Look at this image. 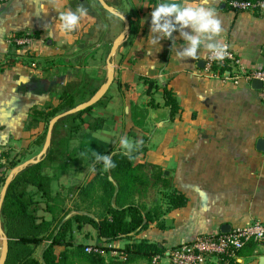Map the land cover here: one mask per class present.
I'll return each instance as SVG.
<instances>
[{
    "label": "crops",
    "instance_id": "crops-1",
    "mask_svg": "<svg viewBox=\"0 0 264 264\" xmlns=\"http://www.w3.org/2000/svg\"><path fill=\"white\" fill-rule=\"evenodd\" d=\"M105 2L129 22V32L119 41L113 57V81L101 102L82 115L83 123L70 139H66L65 124L54 136L53 126V163L43 167L51 179L52 194L67 193L65 205L71 211L67 216L76 213L75 205L89 206L77 196L79 186L94 176L83 154L93 155V150L102 154L108 148H117L120 137L126 135L133 141L146 139V151L137 161L159 166L171 187L186 197L184 206L165 212L158 223H150L134 239L158 243L166 252L197 235L223 233L234 226L264 221V151L256 147L257 140L264 138V103L259 89L251 82L233 84L207 75L206 50L200 52L204 59L188 58L181 63L175 58V46L171 49V40L162 39L160 50L153 48L148 56L150 6L158 0ZM216 3L223 27L221 42L228 43L244 69L264 68V15L234 12L227 0ZM78 6H82L80 0H9L0 4V57L10 61L16 58L0 68V147L26 160L41 150L38 140L44 128L43 123L28 127L29 109L55 106L61 90L72 92L88 83L83 90L86 100L108 76V22L99 23L101 30L96 33L94 13L88 12L75 30L65 32L61 28L58 12L75 11ZM110 15L120 22V33L121 17ZM18 33L30 36L31 42L18 48L11 45L8 37ZM180 43L178 40V47ZM139 77L162 79L168 84L180 106L174 119H169L161 90L154 95L158 107L148 108L143 116L135 114L145 110L148 100L146 85ZM124 83L135 84L134 90H126ZM97 117L104 123L93 131L88 122ZM63 162L67 166L59 165ZM146 203L152 205L151 200ZM38 213L50 218L42 209ZM71 242L72 246L100 243L108 248L102 252L108 260L123 258L120 253L127 240L101 242L92 226L85 224L78 229L73 224ZM63 248L54 247L56 252ZM145 263L139 260L134 264ZM159 264H169L166 255ZM210 264H264V244L249 245L228 262L213 260Z\"/></svg>",
    "mask_w": 264,
    "mask_h": 264
},
{
    "label": "trees",
    "instance_id": "trees-1",
    "mask_svg": "<svg viewBox=\"0 0 264 264\" xmlns=\"http://www.w3.org/2000/svg\"><path fill=\"white\" fill-rule=\"evenodd\" d=\"M86 1L88 2V0ZM100 8L102 9L101 6ZM92 10L96 14V10L93 8ZM253 13L261 16L257 11H253ZM16 35L19 36L21 33ZM109 47L110 44L106 46L107 50ZM15 60V57L11 61L7 57H0V68ZM213 69L224 72L228 70V67L216 68L214 66ZM138 79L146 85L144 93L148 96V100L144 111H136L134 109L137 107L133 108V111H136L135 114L143 116L148 108L158 107L159 103L154 95L159 90H161L163 105L168 108L169 119L172 120L179 114V103L167 83L162 85L157 79L148 77H139ZM85 84L77 86L72 92L61 90L58 93L55 106L29 109L27 113L28 127L35 128L41 123L44 124L38 144L45 140L48 123L54 116L73 108L77 104V100L84 101L86 97L83 94ZM123 87L126 90H134L135 84L124 83ZM93 94L94 90L90 92V95ZM79 95L82 97L78 98ZM100 102L101 99L95 104ZM94 105L59 119L55 123L53 136L65 124L67 129L65 136L67 140L70 139L73 134L78 132L80 124L83 123L82 115L90 112ZM103 123V118H93L88 122V128L96 131L102 128ZM145 140L143 139V143L130 154L131 159L122 154L120 146L104 151L102 154L115 153L112 159L116 162V167L107 171L103 170L101 163L95 161L93 155H89L87 165L91 166L94 176L90 181L79 186L77 192L78 198L88 201L89 206L82 208L75 205L76 213L68 218L65 217L71 211L65 205L67 193L63 195L58 191L56 194H52L51 179L43 172V167L48 166L46 162H53L52 153L55 143L51 140L45 156L37 163L19 170L12 176L6 188L0 210V237L5 235L8 241L7 257L4 264H134L139 260H144L145 264H149L153 255H163L165 250L161 245L146 239H134V235L150 223H158L165 212L184 206L186 197L176 188L171 187L159 166L137 161L139 155L146 151ZM20 157L11 149L2 152L0 185H3L6 180V171L21 162ZM69 159L72 157L70 156ZM59 165L64 167L67 166V163L63 162ZM151 188H155L159 196L158 199L152 201V205L147 206L143 199ZM91 208L96 211L91 213ZM40 209L47 212L50 218L47 219L40 215L38 213ZM73 224L78 229L85 224L92 226L95 229L96 237L101 242L110 243L125 238L127 243L122 249L123 258L107 260L99 252L85 250L87 246L108 250V248H102L100 243L92 245L78 243L72 246ZM249 245L253 244H246L243 248ZM55 246L64 248L56 252Z\"/></svg>",
    "mask_w": 264,
    "mask_h": 264
},
{
    "label": "clouds",
    "instance_id": "clouds-1",
    "mask_svg": "<svg viewBox=\"0 0 264 264\" xmlns=\"http://www.w3.org/2000/svg\"><path fill=\"white\" fill-rule=\"evenodd\" d=\"M216 4V0H158L150 6V39L146 44L148 56L153 48L159 51L161 40L166 39L171 40V49L175 46V58L181 63L188 58L204 59L200 55L201 50H206L211 59L222 62L229 53L228 45L220 40L223 27ZM85 14L83 6L77 7L75 11L68 9L58 12L62 30H75ZM121 19L123 21V15ZM174 32L178 33V36L174 35ZM178 40L182 41L179 47ZM142 143V140L133 141L126 135L119 139L120 150L129 159L130 154ZM113 155L114 152L101 154L93 150L95 161L101 163L105 171L116 167Z\"/></svg>",
    "mask_w": 264,
    "mask_h": 264
},
{
    "label": "built area",
    "instance_id": "built-area-1",
    "mask_svg": "<svg viewBox=\"0 0 264 264\" xmlns=\"http://www.w3.org/2000/svg\"><path fill=\"white\" fill-rule=\"evenodd\" d=\"M9 0H0L6 3ZM228 6L234 12L257 11L264 15V0H227ZM32 38L28 35L16 34L8 37V41L13 46L23 47L31 42ZM226 43V42H224ZM228 45V43H226ZM228 56L221 62L211 59L207 52L204 59V71L207 75L221 78L223 81H229L237 84L240 81L250 83L253 79L261 82L259 89L260 100L264 103V68H255L251 70L244 69L240 59L235 55L228 45ZM219 68L227 66L228 70L219 72L213 67ZM5 149L0 147V157ZM254 245L264 244V221H255L247 225L234 226L227 232L213 235H197L190 242L179 244L168 249L163 255L155 254L151 257L149 264H159L162 256L167 257L169 264H210L213 260L228 262L235 259L239 250L246 244ZM86 251H96L102 254L100 248L87 246ZM123 255V252L120 253Z\"/></svg>",
    "mask_w": 264,
    "mask_h": 264
},
{
    "label": "water",
    "instance_id": "water-1",
    "mask_svg": "<svg viewBox=\"0 0 264 264\" xmlns=\"http://www.w3.org/2000/svg\"><path fill=\"white\" fill-rule=\"evenodd\" d=\"M98 2V4L107 12H109L110 14L116 15L121 17L122 15H120L114 8L113 6L107 4L105 2V0H96ZM80 4L86 9L87 12L92 13V7L91 5L86 1V0H80ZM129 32V22L128 20L124 17L123 19V29L122 31L114 38V40L111 42L109 51L107 53V59H106V66H107V72H108V76L106 78V81L104 82V84L101 86V88L94 93L92 96H90L88 99L77 103L73 108H70L68 110H65L59 114H57L56 116H54L48 123V127H47V133L45 136V140L44 143L42 145L41 150L39 151V153L37 154V156L34 159H28L25 160L24 162H22L21 164L15 166L13 169L10 170V172L7 174L6 180L3 183L1 190H0V210H1V205L5 196V192H6V188L8 186L9 181L11 180L12 176L15 175L19 170L23 169L24 167L31 165V164H35L37 163L41 158H43L47 152V148L50 144V139H51V131L53 126L55 125V123L69 115V114H73L75 112L78 111H82L92 105H94L95 103L98 102V100H100L104 94L106 93L107 89L109 88L110 84L113 81V72H114V63H113V57L116 53L119 41L124 38ZM203 65V62H201ZM159 82L163 85V81L162 79H159ZM251 85L254 88L260 89L261 88V82L257 79H253L251 81ZM256 147L257 150L259 151H264V138H259L256 142ZM109 179L111 180V177H109ZM68 217V216H66ZM0 232H1V222H0ZM227 232V231H226ZM2 239V246H1V252H0V264H4L6 257H7V251H8V241L5 235L1 236ZM263 259V257H262Z\"/></svg>",
    "mask_w": 264,
    "mask_h": 264
},
{
    "label": "rangeland",
    "instance_id": "rangeland-1",
    "mask_svg": "<svg viewBox=\"0 0 264 264\" xmlns=\"http://www.w3.org/2000/svg\"><path fill=\"white\" fill-rule=\"evenodd\" d=\"M91 1V3L94 5V7H95V10H96V14H94V18L95 19H93L94 21H95V23H93L94 25H93V28H94V30L96 31V33L98 32V30H101L100 29V24L99 23H105V22H108L107 23V31H106V33H107V38H108V40H109V42H110V44H111V42H112V40H113V38H114V36H115V33H119V31H120V22L119 21H115V19L114 18H112V16L110 15V13H107L106 12V10H104V9H101L100 8V6H99V4L95 1V0H90ZM79 7V6H78ZM84 8V7H83ZM85 9V8H84ZM119 12V11H118ZM85 15L83 16V17H85V18H87V16L89 15V13L86 11V9H85ZM109 14V15H108ZM115 22H118V23H116L117 25H115ZM93 30V31H94ZM80 97H82V96H78V98H80ZM43 143H44V140H43V142L41 143V145H43ZM54 143H56V141H54ZM4 149V148H3ZM83 156L84 157H89L88 155H87V153H85V154H83ZM36 157V156H35ZM35 157H31V158H29V159H34ZM24 159H26L25 157L23 158H21L20 157V160H21V162L19 163V164H21L22 162H24L25 160ZM24 160V161H23ZM53 163V162H52ZM18 164V165H19ZM46 164L47 165H50L51 163L50 162H46ZM17 166V165H16ZM13 169V168H12ZM11 170V169H10ZM8 171V170H7ZM157 190L155 189V188H151V189H149V191L147 192V196L143 199L144 200V202H147V200L148 201H153V200H156V199H158V193L156 192ZM0 246H2V239H1V237H0ZM1 252V251H0Z\"/></svg>",
    "mask_w": 264,
    "mask_h": 264
}]
</instances>
